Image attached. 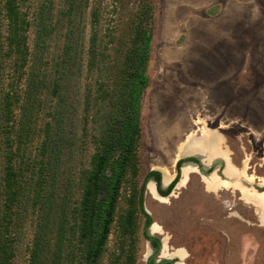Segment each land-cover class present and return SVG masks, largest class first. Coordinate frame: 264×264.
<instances>
[{
	"label": "rangeland",
	"instance_id": "1",
	"mask_svg": "<svg viewBox=\"0 0 264 264\" xmlns=\"http://www.w3.org/2000/svg\"><path fill=\"white\" fill-rule=\"evenodd\" d=\"M37 1L28 2L34 7ZM133 1L126 0L130 6L125 15ZM153 5L149 84L141 106L140 184L152 170L169 183L181 158L204 155L205 164L187 162L178 187L166 198L158 195L153 180L147 188V181L144 206L157 227L156 233L148 232L163 240L162 260L178 261L176 256H181L178 264H264V0H153ZM86 24L85 49L65 91V114L57 111L53 90L62 34L54 33L49 52L38 54L37 132L25 163L37 159L39 164L42 158L48 162L47 182L40 189L45 203H28L18 264H28L37 230L54 253L60 215L79 201L80 170L95 150L85 128H95L94 117L99 116L89 99L98 92L100 71L88 65L89 18ZM34 35L31 31V43ZM57 120L64 126L58 162L54 152L52 158V152L41 151L49 122ZM38 176L33 177L32 196ZM131 186L127 181L122 188L117 219L99 264H113L119 252L118 218L127 207ZM144 224L145 216L138 211L136 264H147L153 254Z\"/></svg>",
	"mask_w": 264,
	"mask_h": 264
},
{
	"label": "trees",
	"instance_id": "2",
	"mask_svg": "<svg viewBox=\"0 0 264 264\" xmlns=\"http://www.w3.org/2000/svg\"><path fill=\"white\" fill-rule=\"evenodd\" d=\"M28 1L0 0V264H18L28 203L31 199L45 203L40 189L47 182L44 171L48 162L42 158L39 164L37 159L33 164L25 163L30 159L26 158V150L33 145L37 132L38 54L49 52V39L54 33L62 34L59 75L53 90L58 100L57 111L65 114V91L85 49L87 18L92 28L88 65L91 70L100 71L98 92L89 99L100 110L99 116L94 117L95 128H85L95 150L88 166L80 170L79 201L64 207L60 215L54 253L50 252L43 232L37 230L29 246L28 264H99L127 181L132 186L126 198L127 207L118 218L121 241L113 264L137 263L138 211L145 216L144 235L155 249L148 264H163L155 259L160 239L148 232L153 220L144 206L146 183L154 178L159 191L168 195L180 180L182 163L198 160L179 159L177 175L167 188L162 187L158 170L150 171L140 184L141 106L149 84L146 70L152 42L153 0H134L127 15L123 13L130 6L126 0H115L113 5L108 0H38L34 7ZM31 31L35 34L32 43ZM63 132L62 121L49 122L42 155L52 152L53 158L54 152V160L59 161ZM37 173V192L32 196L33 177Z\"/></svg>",
	"mask_w": 264,
	"mask_h": 264
},
{
	"label": "flooded vegetation",
	"instance_id": "3",
	"mask_svg": "<svg viewBox=\"0 0 264 264\" xmlns=\"http://www.w3.org/2000/svg\"><path fill=\"white\" fill-rule=\"evenodd\" d=\"M191 157H195V158H197V160L198 161H192V160H187V161H184L183 163H182V165H181V167H180V170H181V172H182V168H183V166L187 163V162H192V163H195V164H205V161H204V163L202 162V157L201 156H191ZM188 158V157H187ZM204 159V158H203ZM219 160H217V162H218ZM197 165H196V167H197ZM202 166V165H201ZM199 167H200V165H199ZM177 175V174H176ZM176 177V176H175ZM175 177L169 182V183H165L164 181H163V177H162V187L163 188H167L171 183H172V181L175 179ZM181 179H182V173H181V177H180V180L177 182V184L175 185V187L173 188V190L168 194V195H163L160 191H159V188H158V183H157V180H155L154 178H151V179H149V181L148 182H150L151 180H153L154 182H155V184H156V188L158 189V192L161 194V195H163V196H169L170 194H172V192L174 191V189L175 188H177L178 187V185H179V182L181 181ZM148 185V184H147ZM165 185V186H164ZM264 190V187L261 189V191H263ZM147 210V209H146ZM148 212V211H147ZM149 213V212H148ZM152 223H154V221H152ZM152 223L150 224V225H152ZM150 225H149V230H150ZM154 225V224H153ZM150 232L152 233V234H154V233H156V232H153V230L151 231L150 230ZM149 241V240H148ZM150 242V241H149ZM160 242H161V246H162V244H163V240H161L160 239ZM150 244H151V242H150ZM151 246H152V244H151ZM161 246H160V248H161ZM153 247V246H152ZM154 251H155V249H154V247H153V254H154ZM159 251H160V249H159ZM159 251H158V254H157V256H159ZM152 254V255H153ZM151 255V256H152ZM176 257H178L180 260H181V256L179 257V256H176ZM169 258V257H168ZM165 259V260H162L161 259V257H160V259H158V257H157V259H156V262H163V264H175V262L176 261H174L173 260V257H172V259ZM179 261V260H178ZM148 264V263H147Z\"/></svg>",
	"mask_w": 264,
	"mask_h": 264
},
{
	"label": "water",
	"instance_id": "4",
	"mask_svg": "<svg viewBox=\"0 0 264 264\" xmlns=\"http://www.w3.org/2000/svg\"><path fill=\"white\" fill-rule=\"evenodd\" d=\"M194 156H201L202 157V162L204 163V155H194ZM197 165V164H196ZM198 166V165H197ZM163 181L165 182V180H164V177H163ZM149 184H150V182H148V185H147V188L149 187ZM156 190H157V193H158V195H160L161 197H164V198H166V196H163V195H161L159 192H158V189L156 188ZM261 193L262 192H264V190L263 191H260ZM147 211L149 212V210L147 209ZM150 213V212H149ZM153 224L154 223H152V225H150V230L152 231L153 230ZM163 245L164 244H162V246H161V248H160V251H159V256L160 257H162V250H163ZM168 259H172V257H169ZM180 262V260L179 261H176L175 262V264H178Z\"/></svg>",
	"mask_w": 264,
	"mask_h": 264
},
{
	"label": "bare ground",
	"instance_id": "5",
	"mask_svg": "<svg viewBox=\"0 0 264 264\" xmlns=\"http://www.w3.org/2000/svg\"><path fill=\"white\" fill-rule=\"evenodd\" d=\"M183 148V147H182ZM181 149V148H180ZM199 151V150H198ZM203 151V150H202ZM207 152V151H206ZM181 153V152H180ZM196 153V152H195ZM209 155V154H208ZM207 157H205V159H206ZM208 158H209V156H208ZM207 160V159H206ZM210 161V160H209ZM186 171V170H185ZM226 172H228V171H226ZM183 175V174H182ZM165 180V179H164ZM183 180H187V173L185 174V176H184V179ZM149 188V187H148ZM152 188L154 189V186H152ZM151 189V188H150ZM152 191V190H151ZM153 192V191H152ZM253 199H251V201H252ZM255 201V200H254ZM258 203V202H257ZM258 205V204H257ZM259 206V205H258ZM262 208V207H261ZM264 212V211H263ZM262 212V213H263ZM264 215V214H263ZM157 229V227H156V225L154 224L153 225V231H155ZM166 244H167V241H165V246H166ZM163 251V250H162ZM180 252L184 255L185 253L183 252V251H181L180 250Z\"/></svg>",
	"mask_w": 264,
	"mask_h": 264
}]
</instances>
